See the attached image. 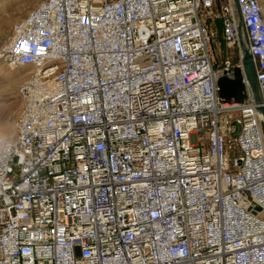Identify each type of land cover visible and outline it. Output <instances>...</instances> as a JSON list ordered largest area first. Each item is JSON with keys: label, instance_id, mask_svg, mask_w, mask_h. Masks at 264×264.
I'll list each match as a JSON object with an SVG mask.
<instances>
[{"label": "built area", "instance_id": "obj_1", "mask_svg": "<svg viewBox=\"0 0 264 264\" xmlns=\"http://www.w3.org/2000/svg\"><path fill=\"white\" fill-rule=\"evenodd\" d=\"M29 1L0 47L28 73L0 264H264L258 105L217 86L242 71L232 0ZM237 2L264 106V6Z\"/></svg>", "mask_w": 264, "mask_h": 264}, {"label": "rangeland", "instance_id": "obj_2", "mask_svg": "<svg viewBox=\"0 0 264 264\" xmlns=\"http://www.w3.org/2000/svg\"><path fill=\"white\" fill-rule=\"evenodd\" d=\"M261 2L264 6V0ZM33 5L29 0H0V47L9 38L14 23L21 19ZM209 24L216 32L214 47L225 48L219 22L211 20ZM25 78L22 71L9 69L0 60V137H11L15 133L14 124L23 107L18 88Z\"/></svg>", "mask_w": 264, "mask_h": 264}, {"label": "water", "instance_id": "obj_3", "mask_svg": "<svg viewBox=\"0 0 264 264\" xmlns=\"http://www.w3.org/2000/svg\"><path fill=\"white\" fill-rule=\"evenodd\" d=\"M232 3L237 19V33L242 71L236 68L234 71L235 79L233 80H228L223 77L218 79L217 86L219 88V96L226 101H229L230 99H233L236 102L243 101L245 98V84L242 82V80L245 79L247 87L255 103L258 105L257 112L259 114V121L264 137V106L262 105V94L259 82L257 80L254 60L249 52L247 33L243 23L239 4L237 0H232ZM234 125L236 127V131L232 134L233 137H235L239 131V125L237 123H234Z\"/></svg>", "mask_w": 264, "mask_h": 264}, {"label": "bare ground", "instance_id": "obj_4", "mask_svg": "<svg viewBox=\"0 0 264 264\" xmlns=\"http://www.w3.org/2000/svg\"><path fill=\"white\" fill-rule=\"evenodd\" d=\"M28 73L24 74V76H26Z\"/></svg>", "mask_w": 264, "mask_h": 264}]
</instances>
